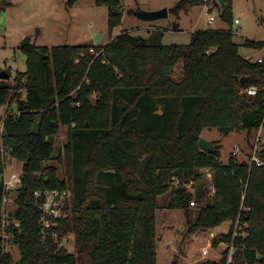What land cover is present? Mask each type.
Instances as JSON below:
<instances>
[{"label": "trees", "instance_id": "obj_1", "mask_svg": "<svg viewBox=\"0 0 264 264\" xmlns=\"http://www.w3.org/2000/svg\"><path fill=\"white\" fill-rule=\"evenodd\" d=\"M211 2L181 0L171 13L179 16ZM225 3L221 17L232 25L233 0ZM97 5L108 8L112 33L122 24L121 0H97ZM163 37L156 31L138 40L122 32L103 47L22 48L27 71L16 76L14 94L0 85V106L17 102V113L3 121V141L22 163L17 208L10 214L14 223L8 228L21 260L14 262L0 237L1 264H158L157 211L159 198L169 192V209L183 211L188 235L230 222L229 232L214 238L213 247L233 244L231 264H264V166L234 155L223 164L220 145L213 143L208 152L198 146L205 129L217 128L224 136L245 132L250 139L259 128L264 63L242 56L231 30L197 31L186 45H164ZM181 62L183 77L177 80L173 69ZM243 77L249 81L242 83ZM250 86L260 88L257 96L240 94ZM37 121L39 133L33 135ZM61 127L67 128L68 143L55 157L53 137ZM53 160L66 166L67 179L48 165ZM202 169L213 173V195ZM191 182L195 215L194 193L187 189ZM49 190H69L72 199L68 217L43 236L36 193ZM4 195L0 191V212ZM239 217L246 238L234 237ZM70 234L76 254L60 246ZM228 254L229 249L220 261L196 264H227Z\"/></svg>", "mask_w": 264, "mask_h": 264}, {"label": "rangeland", "instance_id": "obj_2", "mask_svg": "<svg viewBox=\"0 0 264 264\" xmlns=\"http://www.w3.org/2000/svg\"><path fill=\"white\" fill-rule=\"evenodd\" d=\"M181 0H121L123 20L122 24L109 31V10L106 6H98L97 0H77L72 6H68V0H0V73L6 71L10 78L0 79V85L11 88L14 94L17 85L16 76L19 72L27 71V56L21 48V43L31 37L32 44L42 47L94 45V36L104 34L100 46L108 45L122 32L134 37L148 38L156 31L164 33L163 44H189L192 34L197 31H229L233 32L234 42L239 45V53L255 61L264 55V0H233L232 18L233 24L225 22L221 8H211L208 5L197 6L182 11L179 16L171 13V9ZM138 9L144 11L169 10L167 18L146 22L134 15ZM215 22L209 23L210 18ZM240 21L239 24L235 20ZM178 26V30L175 28ZM246 41L261 44V48H252L245 45ZM173 77L180 80L183 77V63L173 69ZM22 99L26 98V90L21 91ZM11 99V97H10ZM95 98L93 97V100ZM17 113V102H7L0 106V120L7 115ZM257 136L256 131L247 138L245 132H233L224 136L217 128L205 129L201 138L221 146V159L223 164H228L234 151L239 148L236 158L240 162H248L249 146ZM55 145V157L64 153L68 143L67 128L61 127L53 137ZM4 177L9 179L12 174L22 175V163L14 159L9 153L5 156ZM48 165H56L59 169V177L67 179L66 166L58 165L56 160ZM0 176V180H1ZM7 210L9 225L10 214L17 208L16 191L7 192ZM170 192L159 198V210L157 211L158 225V264H169L176 259L177 254L183 255L187 251H198L196 254L200 262L205 260L220 261L224 252L228 249L226 243H219L213 247V239L222 234H227L230 222H224L215 229L205 232L187 234L186 218L182 210L169 209ZM197 206L192 211L195 215ZM16 223V222H15ZM17 224V223H16ZM9 228V226H8ZM216 234L212 238L211 235ZM4 250L13 256L14 262L21 260L18 246L12 242L7 234ZM209 256L203 258L201 250L209 247ZM60 246L71 254H76L74 234H70L60 242ZM178 259V258H177ZM176 259V260H177ZM198 262V263H200Z\"/></svg>", "mask_w": 264, "mask_h": 264}, {"label": "built area", "instance_id": "obj_3", "mask_svg": "<svg viewBox=\"0 0 264 264\" xmlns=\"http://www.w3.org/2000/svg\"><path fill=\"white\" fill-rule=\"evenodd\" d=\"M206 3H208V0H205ZM209 9L208 11H211L212 6L208 5ZM215 22V18L211 17L209 20V23ZM236 24H239L240 21L238 19L235 20ZM91 52L94 53V50L91 49ZM252 61V60H251ZM255 63H264V55L259 56L255 61H252ZM264 90V87H263ZM260 92V88L257 86H250L247 88H242L240 90L241 95H246L249 97L257 96V94ZM12 115V114H10ZM8 117V115L6 116ZM5 117V118H6ZM4 118V119H5ZM3 120H0V156L2 158V162L4 165L5 162V156L8 155V151L4 145L3 136H4V123ZM257 136L253 140L252 144L249 146V164L255 165L257 167H263L264 166V117L261 122V125L256 130ZM239 152V148L236 149L232 153V155L237 156V153ZM5 167V165H4ZM201 175L207 184L210 185V195H213L215 193L214 185H213V173L210 169H202ZM21 175L12 174L11 177L7 180L4 177V189L3 192L5 193L3 198V205L0 212V237L2 238L3 245L5 246V240L8 238V226L9 223L7 221L8 218V212L7 210V203L9 201L7 192L9 191H17L22 184L21 181ZM195 183L191 182L187 185V189L194 193V196L191 201V206H196V196H195ZM37 198H39V201L37 204H39L40 211L42 213V218L40 220L41 225V234L45 236L47 232L52 229L53 227L57 226L58 221L61 219H65L68 217V213L66 211V206L71 202L72 199V193L69 190H49L45 192H37L36 193ZM248 212V211H247ZM240 217L235 223V231H234V237L241 236L242 238L247 237L246 233V225L242 224L240 221ZM231 227V225H230ZM230 230V228H229ZM229 232V231H228ZM212 238L216 237L214 234L211 235ZM211 245L209 247H205L201 250V256L203 258H206L209 256V249H211ZM229 254L227 257V264H231L233 261V256L236 252V248L233 244L228 246ZM1 264V262H0Z\"/></svg>", "mask_w": 264, "mask_h": 264}, {"label": "water", "instance_id": "obj_4", "mask_svg": "<svg viewBox=\"0 0 264 264\" xmlns=\"http://www.w3.org/2000/svg\"><path fill=\"white\" fill-rule=\"evenodd\" d=\"M213 8H221L224 9L226 7L225 0H212L211 2ZM134 15L146 22H153L157 20H161L164 18H167L169 16V10L168 9H162L159 11H144L142 9H138L134 12ZM104 34H97L94 36V45L98 46L101 42V40L104 38ZM143 37L139 36L137 37L138 40L142 39ZM32 44V39L31 37H27L22 43H21V48H25L26 46ZM42 59L48 58L46 55H41ZM10 78V75L6 71H2L0 73V79L2 80H7ZM249 81L248 77H243L241 79L242 83H246ZM40 129V123L37 121L32 129V134L37 135L39 133ZM198 146L205 152L211 151L213 149V143L211 141H207L203 138H201L198 142ZM4 176L1 177L0 180V191H3L4 189ZM259 260H262L263 255H259Z\"/></svg>", "mask_w": 264, "mask_h": 264}, {"label": "crops", "instance_id": "obj_5", "mask_svg": "<svg viewBox=\"0 0 264 264\" xmlns=\"http://www.w3.org/2000/svg\"><path fill=\"white\" fill-rule=\"evenodd\" d=\"M246 58L250 59L249 57L246 56ZM251 60V59H250ZM216 236V234H214ZM196 254H200V252L198 253V251H187L185 254L183 255H178L176 256V259L178 261L179 264H196L198 262H200L197 258ZM174 259V261L176 260ZM157 263H158V252H157ZM169 264H172V261H169Z\"/></svg>", "mask_w": 264, "mask_h": 264}]
</instances>
